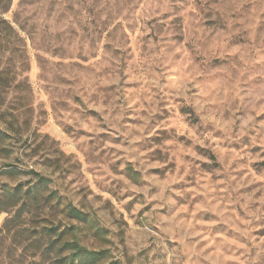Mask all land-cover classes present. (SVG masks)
<instances>
[{"label": "rangeland", "instance_id": "rangeland-1", "mask_svg": "<svg viewBox=\"0 0 264 264\" xmlns=\"http://www.w3.org/2000/svg\"><path fill=\"white\" fill-rule=\"evenodd\" d=\"M0 131V195L49 178L104 229L88 248L264 264V0H14ZM6 217L0 264H48Z\"/></svg>", "mask_w": 264, "mask_h": 264}, {"label": "trees", "instance_id": "trees-1", "mask_svg": "<svg viewBox=\"0 0 264 264\" xmlns=\"http://www.w3.org/2000/svg\"><path fill=\"white\" fill-rule=\"evenodd\" d=\"M14 0H0V14L10 11ZM1 133V131H0ZM35 182L17 185L13 190L6 189L0 195V213H7L2 230L11 232L22 218L32 217L36 221L37 235L34 239L38 251L47 258L48 264H124L110 259L108 251L91 249L81 242L83 230L94 237H101L104 229L95 217L63 201L59 193L49 187L51 180L35 173ZM56 200V203H53ZM55 204V205H54ZM64 218L79 225L68 223L64 228L56 221L53 209L57 207ZM30 217V218H31Z\"/></svg>", "mask_w": 264, "mask_h": 264}]
</instances>
